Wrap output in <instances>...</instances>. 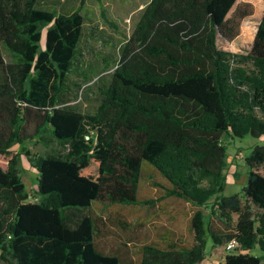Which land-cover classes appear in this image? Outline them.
<instances>
[{"label":"trees","instance_id":"obj_1","mask_svg":"<svg viewBox=\"0 0 264 264\" xmlns=\"http://www.w3.org/2000/svg\"><path fill=\"white\" fill-rule=\"evenodd\" d=\"M238 1L150 0L96 109L83 113L59 105L83 15L0 0V264H121L97 247L96 217L79 213L94 202L189 206L188 238L137 245L134 264H200L209 241L225 250L223 264H263L264 144L244 159L242 192L223 193V137L264 136V10L250 48L233 52L227 45L252 14ZM48 136L65 151H25L39 195L27 201L12 146ZM143 183L157 197L141 195ZM212 197L220 232L205 222Z\"/></svg>","mask_w":264,"mask_h":264},{"label":"rangeland","instance_id":"obj_2","mask_svg":"<svg viewBox=\"0 0 264 264\" xmlns=\"http://www.w3.org/2000/svg\"><path fill=\"white\" fill-rule=\"evenodd\" d=\"M150 0H38L37 7L55 9L61 13L79 10L83 15L82 34L79 41L80 53L74 60L66 77L68 88L60 96L59 105L72 107L83 113H92L102 98L100 89L109 83L112 72L120 59L122 44L131 34L144 7ZM248 5L252 14L241 21L240 32L227 48L233 52L245 53L251 45L256 26L264 6L261 0H239L238 6ZM45 31L42 29L41 46L45 45ZM5 61L13 56L1 46ZM2 71L0 69V76ZM227 146L224 194L241 193L248 180L245 157L256 144H264V136L223 137ZM12 149L20 153L21 178L28 192L27 201H36L37 171L31 166L25 151L44 154L64 152L65 148L53 137L46 140L29 139L14 144ZM0 165L4 161L0 158ZM141 195L157 197V192L147 184H141ZM213 199L203 207L206 225L218 232L224 225L213 213ZM188 205L169 203L156 205L117 206L94 202L79 213L96 217V245L99 249L115 254L121 264H134L137 245L157 241L162 244L182 243L188 238L187 221L190 215ZM256 211V208H254ZM233 219L237 218L234 213ZM223 249L218 250L209 241L206 256L200 264H223ZM252 253L262 254L258 246ZM264 264V259L263 262Z\"/></svg>","mask_w":264,"mask_h":264},{"label":"built area","instance_id":"obj_3","mask_svg":"<svg viewBox=\"0 0 264 264\" xmlns=\"http://www.w3.org/2000/svg\"><path fill=\"white\" fill-rule=\"evenodd\" d=\"M237 245H238V244H237V241H236L235 239H232V240H230V241L226 244L225 249H226V250H232V249L235 248Z\"/></svg>","mask_w":264,"mask_h":264}]
</instances>
